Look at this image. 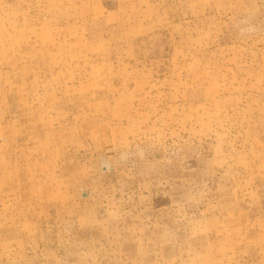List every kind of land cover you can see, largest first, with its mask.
I'll list each match as a JSON object with an SVG mask.
<instances>
[{
  "label": "rangeland",
  "instance_id": "1",
  "mask_svg": "<svg viewBox=\"0 0 264 264\" xmlns=\"http://www.w3.org/2000/svg\"><path fill=\"white\" fill-rule=\"evenodd\" d=\"M0 264H264V0H0Z\"/></svg>",
  "mask_w": 264,
  "mask_h": 264
}]
</instances>
